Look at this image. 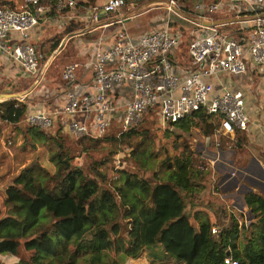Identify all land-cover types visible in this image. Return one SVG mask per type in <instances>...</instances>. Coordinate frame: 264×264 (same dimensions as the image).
Listing matches in <instances>:
<instances>
[{"label":"built area","instance_id":"built-area-1","mask_svg":"<svg viewBox=\"0 0 264 264\" xmlns=\"http://www.w3.org/2000/svg\"><path fill=\"white\" fill-rule=\"evenodd\" d=\"M24 3L21 9L0 5V49L18 61L26 76L33 79V91L11 99L16 101V109L31 101V94L44 86L47 72L41 71L43 55L29 41L30 31L41 23L48 9L62 13L78 5L77 0ZM125 5L124 0H108L87 12L98 21L101 10L114 15ZM166 11L169 18L162 30L146 32L136 40L119 31L110 47L99 42L95 50L67 64L62 81L70 89L60 94L57 106L39 112H29L28 108L19 123L48 133L62 131L75 138L100 137L115 121L126 129L138 126L146 113L156 109L162 125L204 111L220 119L218 135L247 132L253 114L245 90H235L224 79L245 77L249 70L255 75L263 73L264 77V0H202L191 13L177 0H168ZM221 14H230L232 18L216 17ZM171 17L194 25L189 32L188 57L183 62L174 58L183 40L181 32L171 28ZM230 25L234 26L233 33L229 31ZM15 35L19 41L13 39L11 44ZM82 72L92 73L86 91H80L85 85L78 80ZM121 91H128L130 98L119 97ZM255 112L264 118L260 109ZM216 144L218 147L219 143ZM226 263L238 264L230 260Z\"/></svg>","mask_w":264,"mask_h":264},{"label":"trees","instance_id":"trees-1","mask_svg":"<svg viewBox=\"0 0 264 264\" xmlns=\"http://www.w3.org/2000/svg\"><path fill=\"white\" fill-rule=\"evenodd\" d=\"M77 1L76 9L82 5L79 0ZM124 1L127 4L129 0ZM6 3V0H0L1 7L14 8L7 6ZM178 3L180 5L179 1ZM85 5L88 6V3ZM57 15L58 13L50 8L43 18ZM65 87L67 88L63 85V91L67 90ZM15 105L13 100L0 102V124L4 123L1 119L8 120L12 124H19L28 111V105L22 104L18 109ZM213 122L218 123L219 130L220 119L218 117L199 111L177 123L168 125L175 126L177 130L186 134H189L195 127L202 126L205 135L211 136L214 131ZM142 123L146 126L143 125L141 128ZM142 123L126 129L122 123L115 121L111 128L100 137L85 135L78 137L77 141L70 142L67 146L66 139L58 135L59 133L54 136L53 133L49 134L38 127L28 128L29 135L27 136L33 142L34 147L38 143H46L49 140L54 141L60 147L59 156L64 157L65 165L56 182L59 187L66 183L69 176L78 177L80 173L83 174L84 182V194L83 189H78L70 196L80 211L85 209L82 214L84 219L73 214L68 218L56 217L57 212L64 208L68 199L56 197L52 191L11 187L17 196L25 200L22 203L11 202V205L25 209L26 218H31L33 224L36 225L37 219L43 214L51 215L56 220L52 223L53 237L46 238L47 233H43L41 239H38L41 245L46 240L48 243L45 242V245L39 248L41 250L36 246L32 248L36 254L40 252L35 264H105L106 253L113 249V246L115 253L124 252L134 259L138 258L144 249H147L149 256L155 260L171 256L180 264H228L227 260L238 264H264V175L262 180L253 181L252 177H250L252 180L245 179L246 186L243 189H241L242 181L239 178H232L228 181L229 175H226L218 186L219 190L229 196L233 195L236 203L232 208L239 211L243 220L240 222L231 208H222L220 205L213 213L219 218L212 222L205 211L197 210L192 216L185 213L188 199L202 190L200 178L204 175V170L193 163L194 152L191 149H185L180 156L174 159L170 157L160 162V169L166 174L165 178L159 179L156 183L146 179L141 181L140 186L147 197L142 207L145 214L143 216L137 213L138 206L141 205L139 202L122 198L124 193L122 188H113L112 185L109 188L99 184L98 177L103 182L110 179L109 168L113 166L109 164L111 159H102L94 163L96 165L89 171L74 165V160L82 157L77 155L80 149L82 153H86L87 158H91L92 153L101 148V142L105 140L111 143L115 141L123 143L125 139L131 140L133 137L140 138L149 135L152 127L157 126L156 128L160 129L158 111L150 110L144 116ZM139 129L145 130L140 132ZM246 133V131H235L223 137L235 139ZM116 135H121L119 140H116ZM210 144L217 147L216 143L210 141ZM217 149L222 153L220 143ZM117 150L118 146L112 154ZM133 154H136V150ZM137 163L141 168L140 162L137 161ZM121 165L124 167L126 162L120 160L118 166ZM101 167H104L106 172L101 171ZM116 192L121 194V198L114 197ZM213 194L220 196V194L216 195L215 190ZM9 199L7 193L5 201L7 205ZM153 215L154 218H152ZM1 216L0 209V223ZM191 217H194L195 224L191 222ZM75 219L78 221H73ZM62 226L66 228L62 229ZM214 229L216 233L213 232ZM20 247V238L0 237V255L18 256L21 252ZM24 248L31 252L26 246ZM18 264L34 263L29 261Z\"/></svg>","mask_w":264,"mask_h":264},{"label":"rangeland","instance_id":"rangeland-1","mask_svg":"<svg viewBox=\"0 0 264 264\" xmlns=\"http://www.w3.org/2000/svg\"><path fill=\"white\" fill-rule=\"evenodd\" d=\"M6 1L7 6L14 7L11 2L8 0ZM79 1L82 3L79 8L73 9L71 12L64 11L58 13L57 16L60 15L58 17L60 21L58 22L59 24L56 21H52V19L57 16L44 18V21L47 24H49V22L54 23L46 25L47 27L45 29L43 43H41L40 47L38 46L39 48L36 50L39 54L43 55L41 68L47 63L45 66V69H47L45 74V84L49 89L45 87L43 91L47 89L51 97H53V94L56 96L57 88L60 89L63 85L62 72L64 67L70 62L79 61L83 55L87 53V51H79L74 45L75 40L77 39L76 37L84 35L83 37L85 39L93 41L94 38L100 36V29L95 32L92 31V25L94 23L92 24L87 20V10L91 9L89 7L100 6L105 0ZM161 1L162 0H129L127 2L128 5H125L122 9L129 6V4L130 6L135 4V12L138 15L143 14L144 16L142 15L138 19H135L134 22L130 23L127 33L131 34L136 33L135 31L144 32L151 30L153 26L150 24V20L154 17H159L161 12H164V10L161 9ZM178 1L180 2V6H182L186 12L191 13L194 5L201 0ZM21 3L24 4V1L21 0ZM85 3H88V6H86ZM60 17H64L68 20L60 19ZM216 17L230 19L232 18V15L221 14ZM139 21L141 24L136 26V22ZM193 27L194 25L178 20L177 18L171 23V28H173L174 31L178 30L182 34L183 42L177 49V53L174 55V58L178 62H183L185 56L188 55V47L190 43L189 32ZM228 28L231 33L234 32L233 25L228 26ZM90 31L92 32L90 33ZM70 37L74 38L69 39ZM64 40H66L67 44L65 43L63 51L55 56L54 52L60 47ZM249 72L252 77L251 81L242 76L225 78L224 80L228 84H233L234 81H239L244 88L247 87L245 93L249 101V110L251 109V106H253V108L255 107V110L258 108L263 113L264 92L261 79H259V75H253L254 72L251 70H249ZM29 85L31 86V83H26L22 88L28 89L30 88ZM41 88L39 87L36 91L41 90ZM262 96L263 100H260L262 99ZM36 98L37 97L35 96V99ZM49 104L51 106H56V99H52ZM260 119L261 121L264 120L262 115H260ZM1 120L5 121L3 119ZM5 124L6 125L0 124V209L2 212L0 237L20 238L21 252L18 256L0 255V264H18L29 261L35 264L37 262V255H39L38 253L40 252L36 254L32 248L36 246L39 249L45 245V242L48 243V240H46L44 244L41 245L38 239H41L43 233H47L46 235L48 237L46 238L53 237L52 223H55L56 220L51 215L43 214L37 219L38 223L36 225L33 224L31 218H26L25 209L11 205V202H25L23 198H20L13 190H11V187H29L34 191H37L38 189L52 191L53 195L56 197L68 199L64 208L57 212L56 217L64 216L68 218L73 214L84 219L82 214L85 209L80 211L75 202L70 199L72 193L78 189H83L84 194L83 174L80 173L78 177L73 175L69 176L66 183L59 187L56 182L58 181L60 174L63 172L62 170L65 164L64 157L61 158L59 156L61 149L58 144L49 140L46 143H38L34 147L33 142L27 136L29 135L27 130L30 127L24 122L19 124L5 122ZM143 125L146 126L145 123H142L140 127L142 128ZM213 125V134L208 136L205 135L202 126H197L189 134H186L181 130H177L175 126L171 127L168 124H161L160 129L155 126L152 127V129H154V131H152L150 128V134L144 137H133L131 140L128 139L130 141L125 139L123 143L120 141L111 143L105 140L101 142V148L96 149L92 153L91 158H87L85 156L86 153H82L80 149L77 155L82 157L75 159L73 163L76 167H82L85 168L86 171H89V169L96 165L94 163L100 162L102 159H111L109 164H113V166L109 168L110 179L103 182L102 179L98 177L97 180L99 184L109 188L111 185L113 188H122L124 190L122 198L124 197V200L131 199L134 202H139L141 205L138 206L137 213L138 215L143 216L145 214L142 211V207L143 204H145L147 197L146 193L140 186L141 181L146 179L150 180L152 183H156L159 179L165 178L166 174L160 169V162L170 157L174 159L177 156H180L185 149H191L194 152L193 163L196 167L204 170V175L200 178L202 190L188 199L185 213L187 212L192 216L195 211L202 210L205 211L211 218V221L214 222L219 217L213 213L217 211L216 209L218 206L222 205V208H231V210L237 214L240 222H242L243 217H241L239 211L232 208L236 203L235 198L233 195L229 196L228 194L220 192L218 186L226 175H229L228 181L232 178H239L240 181H242V185H240L241 189L246 186L244 183L245 179L248 180L250 177L254 178L253 181H255V179H261L264 175V140L263 142H258L256 138L248 136V133L242 136H237L235 139H229L217 134V122H213ZM145 129H139L138 131L142 132ZM57 134L66 139V146L70 145V142L77 141V138L64 134L61 131L54 132L52 135L55 136ZM120 136L116 135V140H119ZM210 141L212 143H220L222 153L219 152L216 146L210 144ZM117 146L118 150L112 154V152L117 149ZM134 150H136L135 155L133 154ZM120 160L126 162L124 167L122 165L118 166ZM137 161L140 162L141 168ZM26 169L28 170L26 171ZM100 169L101 171L106 172L104 167H101ZM107 174L109 175L108 172ZM213 190H215L216 195L220 194V196H215ZM7 193L10 197L8 205L5 203ZM120 195L119 192L118 194L117 192L116 194L114 193L115 198H121ZM124 208L126 207L124 206ZM152 218H154V215ZM190 220L195 224L194 217H191ZM73 221L76 222L78 220L75 219ZM65 228L66 226H62V229ZM125 231L126 229L124 230V233ZM124 236H126V234ZM25 246L28 250H31V252L26 251L24 248ZM114 249L113 246V249L106 253L105 264H180L171 256H165L161 260H155L153 257L149 256L147 249H144L136 259L126 255L124 252L117 254L114 252Z\"/></svg>","mask_w":264,"mask_h":264},{"label":"crops","instance_id":"crops-1","mask_svg":"<svg viewBox=\"0 0 264 264\" xmlns=\"http://www.w3.org/2000/svg\"><path fill=\"white\" fill-rule=\"evenodd\" d=\"M8 1L11 2L12 5H14V8H16V9H21L25 5V3L24 4L21 3V0H8ZM22 1H24V0H22ZM107 1L108 0L103 1V3L100 5H104ZM161 2H162L161 3V9L164 10V12L163 13L161 12V15H159V17H154L150 20V24L153 26V28L151 30H147L144 32L135 31L136 33H131V34L127 33L128 29H129V24L134 22L135 19H138L140 16L143 15V14L138 15L135 12V9H134L136 6L135 4H132L133 6H130V4H129V6L121 9L119 11V13L114 14V16H111L113 14H111V15H100L98 21L93 20L92 14L87 12L88 13L87 20L89 22H91L92 24L94 23L92 25L93 26L92 31L95 32V31H98L100 29V34H99L100 36L94 38L93 41L85 39L83 37L84 35L81 37H76L77 39L75 40L74 45L79 49V51L92 52L93 50L96 49L95 47L99 42H101L105 48L110 47L112 45V43L114 42L115 38L117 37V33L119 31H125V33L131 39L136 40L139 37H141L143 34H145L146 32L153 31V30H162L163 28L166 27V21H167V18H169V14L167 13V11H165L166 10V3L168 2V0H162ZM126 5H128V4H126ZM124 9H126V10H124ZM71 11H73V10H71ZM71 11H68V12H71ZM59 16L52 19V21H56L57 23L60 22L58 19ZM88 18H90V19H88ZM171 18H172V21L175 19V17H171ZM60 19L64 20L65 18L60 17ZM65 20H68V19H65ZM119 21H122V22H119ZM110 22H116V23H114L112 25H108ZM52 23H54V22H49V24H47L43 19L38 26H36L34 29H32L30 31V33H29L30 40L29 41L34 43V45L37 48H39L41 43H43V39H44V35H45V29L47 27L46 25H51ZM140 24H141V22L139 21V22H136L135 25L138 26ZM120 27H122V28H120ZM92 31H90V33ZM17 36L18 35L11 37V39H10L11 44H14L13 39H14V41H19ZM72 38H74V37H70L69 39H72ZM175 53H177V50L174 52V55H175ZM187 56L188 55L185 56L184 60L186 59ZM46 65H47V63H46ZM45 66L41 68V71L45 70ZM262 74L260 75V74L256 73V76L259 75V77H260L259 79H261V83L263 85V92H264V77L262 76ZM253 75H254V73H253ZM249 76H250V72H248V75L245 76L246 79H249L251 77V76L250 77ZM91 77H92V73H90V72H86V73L82 72L79 75L78 80L80 81V83L85 84L82 86L80 91H86L89 89L90 84H91ZM26 83H31V86L29 85L30 88H28V89L22 88V87H24V85ZM245 83H247V82H245ZM63 85L61 86L60 89L57 88L56 96H54L55 94H53V97H51L50 93H48V90H47V89H49V87H47L45 82H44V86H43V88H41V90H39V91L35 90L31 94V101H33V102L29 101L26 104V105H28L29 112H35V111L39 112V111H43V110L48 109V108H55L57 106V104L59 103V100H61L60 94L63 93V90H64L62 88ZM230 85L235 90H238V89H243L245 91L247 90L246 89L247 87L244 88L242 86V84L239 83V81H234L233 84H230ZM248 86H249V84H248ZM45 87L47 89H45L43 91V89ZM75 88L77 89V87H75ZM66 89L67 90L70 89V86H67ZM29 90L33 91V79L28 78L26 76L21 64L18 61H16L8 53H5L0 49V94L20 95V94H23L25 92H28ZM258 94H260V93H258ZM34 95L37 97L36 99H35ZM263 96H262V99H260V100H263ZM119 97H121L123 99H129L130 93L128 91H121L119 93ZM52 99H54V100L56 99V103H57L56 106H51L49 104ZM6 100L7 99L0 100V102L6 101ZM8 100H11V99H8ZM250 113L253 114V119H252V123L250 124L249 129L247 131L248 136L256 138V140L258 142H263V140H264V125H263L264 121H261L262 118L260 119L258 114H256L255 107L253 108V106H251ZM2 124H5V122Z\"/></svg>","mask_w":264,"mask_h":264},{"label":"water","instance_id":"water-1","mask_svg":"<svg viewBox=\"0 0 264 264\" xmlns=\"http://www.w3.org/2000/svg\"><path fill=\"white\" fill-rule=\"evenodd\" d=\"M100 15H106L107 13L104 11V10H101L100 11V13H99ZM65 43H66V40H64L62 43H61V45H60V47L54 52V55L55 56H57L58 54H60L62 51H63V49H64V47H65ZM54 56V57H55ZM15 95H11V94H0V100H4V99H12L13 97H14Z\"/></svg>","mask_w":264,"mask_h":264}]
</instances>
